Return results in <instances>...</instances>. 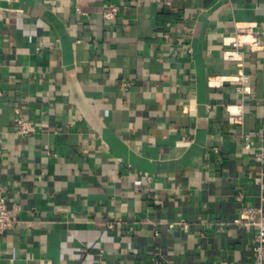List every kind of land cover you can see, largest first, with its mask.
Returning a JSON list of instances; mask_svg holds the SVG:
<instances>
[{"label":"crops","instance_id":"0c3cea01","mask_svg":"<svg viewBox=\"0 0 264 264\" xmlns=\"http://www.w3.org/2000/svg\"><path fill=\"white\" fill-rule=\"evenodd\" d=\"M237 26L264 30V0H0V192L19 221L0 264H254L234 220L239 193L264 208V47L237 50Z\"/></svg>","mask_w":264,"mask_h":264},{"label":"built area","instance_id":"2783aa9c","mask_svg":"<svg viewBox=\"0 0 264 264\" xmlns=\"http://www.w3.org/2000/svg\"><path fill=\"white\" fill-rule=\"evenodd\" d=\"M76 10L78 12L84 13L80 5H76ZM120 12V6L115 3H107L103 6L101 10L102 16L107 20H114ZM246 33H252L255 35V39L250 43L244 42V36ZM264 30L259 29L257 26L240 27L237 26L236 34L231 38L230 44H232L237 50L238 48L248 47L251 50L260 49L264 47V39L262 38ZM229 59H234V55H229ZM217 80L221 78L216 77ZM249 80V74L246 72H239L235 75L234 83L237 86L239 92H245V85ZM229 114L230 123L241 124L244 120L243 110L239 109L236 112L230 110V106L226 107ZM16 132L22 137L30 136L36 132L38 125L35 121L28 119L24 116L23 110L21 108H16ZM245 139V144L247 147H251L249 133L243 134ZM217 150V148H215ZM256 160L264 163V147H260L257 154ZM264 177V172H262V178ZM262 187L264 188V181H262ZM245 195L239 193L236 196V201L240 205V215L234 220L236 224H243L248 229H255V238L253 245L254 252V264H264V208L259 207H249L245 205L244 202ZM17 208H11L9 206L8 198L0 192V233L3 234L8 230L14 229L19 223L15 211ZM183 226H187L184 220L179 221ZM175 223L168 224L169 228H172ZM159 235V231L155 232ZM102 253V252H101ZM102 255V254H101Z\"/></svg>","mask_w":264,"mask_h":264}]
</instances>
